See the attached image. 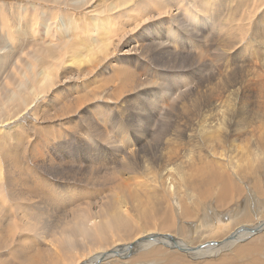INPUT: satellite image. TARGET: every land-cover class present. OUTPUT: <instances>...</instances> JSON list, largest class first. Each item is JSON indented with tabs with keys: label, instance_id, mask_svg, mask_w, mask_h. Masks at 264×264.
Segmentation results:
<instances>
[{
	"label": "rangeland",
	"instance_id": "1",
	"mask_svg": "<svg viewBox=\"0 0 264 264\" xmlns=\"http://www.w3.org/2000/svg\"><path fill=\"white\" fill-rule=\"evenodd\" d=\"M24 1L0 0V48L2 46L5 48L4 53L0 56V122L5 121L3 125L0 123V133L2 134L0 140L6 141V146L0 142V169L3 172V175H11L12 177V183L6 181L3 184V192L6 190L4 194L7 195L8 200H10L9 202L7 201L6 205L8 206H0V221L7 223L6 229L4 230L5 233H7V231H13L12 236H8L4 233L5 235L2 238L6 245L2 249V255L7 254L6 257L10 261L9 264H16L14 263V260L17 261V255H15L17 253L15 249L18 251L27 250V247L24 244H21L22 248L19 246V243H21V240L23 239H25L28 244L32 245V251H40L42 254L41 257L46 256V259H49V256L53 255L59 258L61 264H73L81 255H87L88 253H91L92 255L95 252H101L112 248L114 240L120 239L125 241V243L130 242L128 241V238L129 236L131 238L132 229L135 227H139L141 231L156 229L162 234H168L167 228L162 224L163 219L168 215L174 217L177 220V224L182 220L179 229L176 230L181 233L179 239L188 241L190 246H198L201 243L204 245L205 243L207 244L214 240L219 242L223 241L228 235L237 233V230L241 229L240 226L245 225L248 229L251 228L250 225H252V223L256 224L264 221V151H260L262 156L257 158L258 162L262 161V163L257 165L258 167H262L261 171L260 169L259 171H256L257 174L255 173L254 180H249V177L244 180L245 184H243V186L245 185L244 188L246 187L245 191H251L252 195L247 196L243 194L240 198L247 207V209L244 208L243 210L240 207L244 206V204L241 205L237 203V200L233 196L226 201L221 197L220 192L217 193L215 191L213 192V198L208 200L206 204L197 201L196 205V201H193L195 200L194 196H196V194L190 193L189 190L181 187L177 188L176 182L174 181L170 180L165 183L162 179L158 180V177L156 178V181L155 178H152V175H154L152 173H155V175L158 176L162 155L165 154L168 156L167 154H171V152L174 151L192 150L194 149V146L198 145L197 139H190V135L198 134V122L201 121V124L210 129H212L210 125H213L212 131L207 130V133H213V131H216L219 126L211 124L212 121L216 123L215 120L218 119V114H215L219 111L217 112L216 107H220L219 105L223 103L225 97H228V95L231 94L232 96L230 97H232V99L235 96V92L232 91L234 89L231 88L232 85L229 84L230 82H220L223 86L220 84L219 86L221 87L218 88L214 85L218 83L219 80L223 81L227 77L233 76L232 73H236L233 71L234 68L236 70L238 67L237 65L242 64L240 61L241 59L234 56L235 54H232L233 51H230V49L228 50V48L225 47L227 46L226 43L222 42V40H219V42L225 45H223L224 48L220 46L222 44L219 45L218 38L216 37H218L217 34L221 31L217 30L221 25L217 24L215 20H212L214 19L213 17L210 18V21L208 22V19L205 18L208 13L204 14L205 10H202L200 6L197 7L196 4H194L195 1L199 0H190L191 2L193 1L190 5L191 8H194L195 6V8L192 9L193 11H200L202 15L200 12L195 13L193 11L191 12V15L194 16L193 13L199 14L203 21L198 18L197 20L187 19L185 17L181 18L183 16L181 15L178 17L179 19L177 18L172 24L164 19L161 24L159 21L150 24L149 21L151 18H149L144 25L139 28L140 30L138 29L136 35H134L135 33L132 35L128 34L124 38H120L119 36L114 40L111 38L114 37V34L112 32L108 33V31H112V27L119 29L118 31H120L122 27L118 24L119 21L125 20L126 23L128 22L127 25L124 24V27L128 28H125V33L134 28V26L131 25L133 15H136L138 18L140 13L141 15L144 12L147 13V10L151 5L153 7L152 12L155 14L156 8L158 7L159 9V6L166 5V1L123 0V2L127 1L126 5H131L127 8L126 5H122L120 0ZM178 2L179 0H170L172 8H174ZM187 2H189V0H183L182 6ZM115 3H118L117 5L119 8ZM212 3H215V1L212 0ZM113 6H115L114 8L116 9H112ZM207 6L209 7V5ZM50 7L52 8L50 9ZM196 7L201 10L196 9ZM119 10L122 11L116 12ZM136 10H139V12ZM157 11L158 10H156V12ZM183 12L189 13L190 11L185 9ZM45 13L48 14V20L46 19V21H44L43 18V21L46 23H42L44 25L40 29V25L38 24V22L40 23L39 18L43 17ZM98 14L99 16L101 15L100 17H107V22H110L111 24H103L99 27L98 31H96L97 26L94 25L96 24L94 18H96ZM56 15L58 16L55 17ZM111 15H113L114 18ZM104 18H101V21H103ZM92 19L94 21H92ZM204 19L206 20L207 25L202 23L205 22ZM24 20H26V22ZM198 20L200 21L199 23ZM47 21H49V24H47ZM54 22V28L50 27ZM193 22H196V24H193ZM28 23L30 26H28ZM33 23H35L36 26ZM128 24H130L131 27ZM211 24L212 26H210ZM118 26L119 28H117ZM143 26H146V30ZM215 26L217 28H215ZM75 29L80 31L79 35L76 33L77 36L76 34L75 36L73 34ZM213 29H215L216 32ZM9 30L12 32L10 33ZM99 34L101 35V40L97 39L99 38ZM252 34V32L249 34L246 40L247 42L250 41L251 43L253 41L254 43L257 41L256 43H259L263 41L264 33L263 35L262 33L259 35ZM32 35L34 38L36 37V43L32 42ZM38 35L41 39L37 38L39 37ZM143 35L147 36L144 37ZM129 36L137 38L139 42L137 40L132 41V43L128 45ZM223 37L225 38V36ZM5 38L9 39L8 45L11 43V46L8 47L6 45L8 39L6 40ZM88 39H90V41H88ZM120 39L122 40L119 41ZM225 39L228 42V38ZM260 39H262V41H260ZM109 41H112V44H110L107 51L101 52V60L99 59V61L93 62L91 58L94 56V52H97L101 47L107 45V42ZM86 44L87 46L83 48L82 45ZM103 44L104 46H102ZM79 46L82 49L78 48ZM46 48H49L48 50L52 51H49L48 53ZM29 50L31 53L33 52L35 54V56H33L34 54L32 53L33 55L31 54V56L36 60L40 58L41 62L40 59L33 61L34 59L33 57L31 59V56L28 60L26 55L30 52ZM57 50L60 55H63L62 58ZM59 50H61V52L63 51V54ZM64 50H66V52ZM12 52H14V54ZM24 52L28 53L25 54ZM50 54L52 55L50 56ZM110 54L113 55V57L115 56V59ZM41 55H44L47 60ZM130 55H132V57ZM15 56L18 59L16 64H14L13 59ZM120 56L124 60L120 58ZM75 57L83 60L82 66H79L80 63L78 59L75 60ZM46 61L47 63H44ZM52 61L54 64L56 62L58 68H56V65H54ZM22 62H24V64ZM25 62L27 63L25 64ZM42 63L45 64V68ZM22 64L25 67H22ZM145 65L146 69L144 68ZM257 65L260 67L261 62ZM8 66H11L9 69L13 70L12 72L9 71L11 73L5 76V73H7L5 70ZM40 69H42V71H50V73L42 72ZM130 70H132V73ZM51 71L54 74L51 73ZM23 72L25 76L21 74ZM121 72H126V75L124 74L126 77L125 79L122 75L123 73L120 74ZM41 73H44L43 76L46 73L50 77L45 75L44 78L46 77V81L44 82L42 79L43 82H41V80H38V78L41 79L43 77ZM58 73L59 79L62 78L61 80L58 79ZM116 74L119 75L117 76ZM225 74H228L229 76L226 77ZM31 76L32 78H30ZM2 77H4L5 80H2ZM47 77H49V79ZM22 78L24 79L22 80ZM52 78H54V80ZM56 80L60 87L63 86L60 88L61 92L59 93L58 98L54 97L52 92H48V89L54 85ZM16 81H18L19 84L20 82H24L25 84L20 92L23 95L22 97L26 100L24 104H26L27 101L30 102L33 97L34 91H29L31 86L38 84L39 82L37 85L38 88L36 87L37 89L35 90H38L39 95L41 94L40 98L36 101L30 102V105H28V112L23 109L22 105L21 107L18 105L20 103L18 101L20 100L13 102L8 94L10 89L13 88L16 90ZM32 81L34 84H32ZM140 83H143L144 86ZM75 86L78 89L75 88ZM224 86L225 88L229 87L225 89ZM45 87H48V89H45ZM137 87L138 89H136ZM149 88H152V90H149ZM219 89H223V93ZM43 91H46V93H43ZM232 92H234V95ZM227 93L230 94L226 95ZM63 94L65 96H63ZM216 94L220 99H217L218 97ZM59 96L62 98L61 100ZM66 96L67 98H65ZM86 96H88V98ZM223 96L224 99L222 98ZM80 100L82 102L77 104V101ZM208 102H210V104ZM217 102L219 104H217ZM74 103L75 105H73ZM181 105L182 107L180 108ZM252 105H254L251 111L253 113L256 105ZM240 107L241 104L238 105L239 113L236 108H234L231 113L233 114L232 124L228 123V128L231 132H234L236 130L235 128H237L236 124L240 119L239 115L241 110L242 113L245 110ZM195 108L198 109L196 110ZM21 109L26 114L21 113ZM248 109L250 110V108ZM209 111H212L213 114ZM251 112L249 113L252 114ZM9 119H11V121ZM12 119H14L15 122L12 121ZM208 119L210 121H208L209 124L202 122V120L207 121ZM236 119L238 120L236 121ZM8 120L12 124L9 123ZM234 121L236 122L234 123ZM91 124L94 126L92 127ZM232 125L236 127H233ZM36 128L38 132L46 130L50 133H46L42 137L47 145L46 149L43 150L44 153H40V156L38 157L31 153L32 147L28 145L29 140L35 143L34 141L40 136V133L36 132ZM226 136L227 135L225 134L227 148L224 147V152L221 151L223 154L219 153L218 155H220L223 158L222 161L230 167L227 168V171L229 172L234 170L233 167L237 166L231 165V162L237 160V158L234 157H238V152L242 150L243 147L240 145L237 151H231L232 148L234 149V146L231 144L234 141H232L233 138L230 137V145L233 146L230 148L229 141L226 142ZM262 138H264V136ZM168 139H172L171 142H167L166 140ZM19 141L22 143V146L16 147ZM214 141H212L209 146L211 145V148L214 149H221V147H217L218 145L216 143L214 144ZM212 143L215 146H213ZM5 149L9 150V153L16 151L13 162L15 164L14 168H11V165L6 164L5 157H3V151ZM248 153L254 156L255 148L249 150ZM231 155L233 158H231ZM26 159H29V162H27ZM257 159H254L253 161ZM238 160L242 161L239 157ZM125 161L128 164L125 163ZM2 162H4V164ZM196 163H198V161H196ZM126 164L128 165V169L126 168ZM221 166L220 168L222 169ZM156 171L158 173H156ZM141 174L144 176L140 177ZM133 175L139 178L131 179V176ZM4 178L7 179L6 177ZM114 178L117 180L116 182H113ZM150 178L154 182H150ZM256 183L259 186H257ZM126 184L127 187L129 186L130 188L134 186L135 188L137 187L136 193L139 196L136 202L130 203L127 206V211H119L118 213V216L122 217V219H127L129 221L130 228L124 232L116 230L109 232L108 235H104L100 229L102 227L100 221L105 216V211H101V206L103 204L99 205L98 203H111L112 195L117 191H120ZM145 184L154 188L156 194L152 197H148ZM162 185H165V190L160 189ZM254 185L260 189L263 188L260 197L255 196ZM81 188L87 193L86 199H81V196H77V193H80L79 189ZM11 192L13 197H9ZM71 192L80 198V200H78L79 202L74 206L72 202L74 201L75 203L76 200H73V198L70 197L69 194ZM56 193L59 198L56 196ZM165 195H171L173 197V202L171 204L173 211H165ZM252 197H254V200ZM49 200L50 203H53L54 205L51 204L50 206V203L48 204ZM120 200H122L123 203H127L128 199L122 198ZM184 201H188V203L191 202L192 205L196 206L195 210L200 211V214H202L200 215V218L185 217V213L188 211H184L182 208V203ZM77 205L82 207L84 211H74L79 208ZM246 210L247 212H250L251 210L253 215L252 218L249 220L240 219V211ZM165 212H167V215H165ZM84 213H88V215L85 216ZM189 213L194 216L197 214L196 211H189ZM26 215L27 218H25ZM148 215H151L152 218L149 219ZM77 216H81L82 218L80 224H84L86 227L89 226V229L94 228L91 232V236L89 238L81 237L79 240H75V244L70 247L58 245V241L72 240L69 238V236L71 237L70 232H66V226H69V224H72L73 226L74 222L78 223V221H75L76 219H79V217L75 218ZM29 222L31 224H28ZM71 229L73 230L75 228L72 227ZM195 234H198L199 238H197L198 235L194 237ZM201 234L204 235L203 241L200 238L202 237ZM247 237L243 239L245 240ZM222 238L223 240H221ZM244 240L239 242L236 247L228 248L214 256H208L196 260L190 258L181 250H171L164 245H158L157 247L140 249L132 254L123 255L122 257L113 256L109 260L100 261V264H264V231H259V233L252 238ZM78 245L84 248H78ZM61 248H64L65 251L63 252V255L60 254V256H58L57 252L60 253ZM234 255H238V257H235ZM18 258L19 260L17 261V264H32V262H29L27 258L25 259L23 255H19ZM29 258L31 259L30 256Z\"/></svg>",
	"mask_w": 264,
	"mask_h": 264
},
{
	"label": "bare ground",
	"instance_id": "2",
	"mask_svg": "<svg viewBox=\"0 0 264 264\" xmlns=\"http://www.w3.org/2000/svg\"><path fill=\"white\" fill-rule=\"evenodd\" d=\"M24 1V0H23ZM82 1V0H81ZM79 1V2H81ZM97 1V0H96ZM112 1V0H111ZM118 1V0H116ZM115 1V2H116ZM158 1V0H157ZM156 1V3H157ZM163 1H166V5H162V6H159V9L158 7L156 8V10H158L156 12L155 8V14L152 12V5L150 6V8H148L147 10V13H143L141 15L140 13V16L137 18L136 15H133V19H132V23L131 25L134 26L133 29L129 30V31H126L124 33V30L125 28L127 27H124V24L127 25L126 21H119V25H121L120 27H122L120 29V31H118L119 29H116L114 27H112V31H108L109 32H112L114 34V37H111L113 40L115 38H118L120 36V38H124L126 35H132L133 33H135L134 35H136V32L138 31V29L144 25V23L149 19L151 18V20L149 21L150 24H153L155 22H158L161 24L164 20H167L170 24H172V22H174L175 20H177L178 17H180L181 15H183L181 18L185 17V18H189V19H193V20H197L200 19L203 21V19H201L202 17H200L199 14H195L197 12L193 11L192 9L195 8H191V5L192 2L189 0V2H187L186 4H184L182 6V2L183 0H179L178 4L175 5L174 8H172V2L170 3V0H163ZM173 1V0H172ZM200 1V0H199ZM199 1H195L197 3L194 2V4H196V6H200L202 8V10H205L204 14L208 13V15L206 14L205 18L208 19V22L210 21V18H214L212 20H215L217 24L221 25L219 27V29H217L218 31H220V33H218V43L219 45L222 44L221 42H219V40L222 42H225L227 46H225L224 44L220 45L223 47V45L225 47L228 48V50L230 49V51H233L232 54L234 53L237 58L241 59L240 61L242 62V64L244 65H237V69L235 70L234 68V72L236 73H232L233 76H229L228 74H225L226 77H227L225 80L221 81L219 80L218 83H216L214 86L217 88L218 87H221L219 86L221 83L220 82H230L229 84L232 85L231 88H233L235 92V96L234 98L232 99V96L230 93H227L226 95H228V97H225V100L223 101V103H221L219 106L220 107H216L217 108V112L215 115L218 114V119L215 120L216 123H214L213 121L211 122V124H214L215 126H219L217 128L216 131H213V133H207L209 130L212 131L213 129V125H210V127H212V129H210L209 127L207 126H204L203 124H201L200 122H198V129H197V133L196 135H190V139L191 140H194V139H197L198 141V145L194 146V149L192 150H183V151H174V152H171V154H167L168 156H166L165 154L162 155L161 159H160V171H156V173H158V176L155 175V173H152L154 175H152V178H155V181L158 179V180H164L165 183H167L168 181H174L176 182V187L177 188H184L186 190H189L190 193H193V194H196L195 197V200L193 201H196V205H197V201H199L200 203H205L212 199L213 196H214V191L215 192H220L221 194V197H223L226 201H228V199L233 196L236 200H237V203L239 204H244V206L240 207L242 208V210L244 208L247 209V207L245 206V203L243 201L240 200V198L242 197L243 194L245 195H252V192L251 191H248L246 192L245 191V188L243 186V184H245V179L247 177H249V180L252 181L253 178H255V173L256 171L260 169H262V167H258L257 165H259L260 163H262V161L258 162V159L259 157L262 156V153H260V151H264V138H262L264 135H263V131H264V39L262 41V39H260V41L262 42H259V43H256L257 41H255L253 43V41L250 43L247 42V38L249 36V34L252 32L254 35H259L260 33H264V0H214L215 3H212V0H201L200 2ZM18 2V1H17ZM25 2V1H24ZM120 2H122V5H126L127 4V1H124L123 0H120ZM185 2V1H184ZM191 2V3H190ZM28 3V2H27ZM92 3V2H91ZM90 3V5H91ZM95 3V2H94ZM93 3V4H94ZM114 3V2H113ZM155 3V4H156ZM116 4V3H115ZM118 4V3H117ZM116 4V5H117ZM162 4V3H161ZM174 4V3H173ZM12 5V4H11ZM15 5V4H14ZM209 5V7L207 6ZM4 6V5H3ZM21 6V5H20ZM39 6V5H38ZM52 6V5H51ZM95 6V5H94ZM101 6V5H100ZM110 6V5H108ZM118 6V5H117ZM131 5H126V8L129 7ZM141 6V5H140ZM34 7H37V6H34ZM115 6L112 7V9H116L114 8ZM142 7V6H141ZM141 7H138V8H141ZM196 9H199L201 10L200 8H197ZM52 7H50L51 9ZM107 8V7H106ZM119 8V6H118ZM136 8V9H138ZM177 8V9H176ZM45 9V8H44ZM125 9V8H124ZM187 9L189 10L190 12L189 13H184L183 11ZM93 10V9H92ZM100 10V9H99ZM85 11V10H84ZM122 10H119V11H116V12H120ZM137 12H139V10H136ZM195 12L193 13L194 16L191 15V12ZM87 12V11H86ZM106 12V10H105ZM200 12V11H199ZM198 12V13H199ZM8 13V12H7ZM12 13V12H11ZM108 13V12H107ZM201 13V12H200ZM87 14V13H85ZM92 14V13H91ZM21 15V14H20ZM89 15V14H88ZM106 15V14H105ZM122 15V13H121ZM153 15V16H152ZM202 15V13H201ZM17 16V15H16ZM58 15H56L55 17H57ZM90 16V15H89ZM101 16V15H100ZM99 14L97 15L96 18H94V20L96 21V24H94L96 27V31H98L99 27L101 25H108V24H111L110 22L108 23L107 21V17L104 18L103 16L100 17ZM113 17V15H111ZM130 16V15H129ZM204 16V15H203ZM48 17V14L45 13V15L41 18H39V21L40 23L38 22V24L40 25V29L41 27L44 25L42 23H46L44 21H46ZM50 17V16H49ZM53 17V16H52ZM126 17V16H124ZM128 17V15H127ZM23 18V17H22ZM43 18H44V21H43ZM99 18V19H97ZM101 18H104L103 21H101ZM110 18V17H109ZM108 18V19H109ZM114 18V17H113ZM117 18H120V17H117ZM184 18V19H185ZM179 19V18H178ZM21 20V19H20ZM19 20V22H20ZM48 20V19H47ZM55 21H57L56 19H54ZM61 20V19H60ZM88 20V19H86ZM92 19V21H94ZM205 20V19H204ZM26 22V20H24ZM32 21V20H30ZM90 21V20H88ZM110 21V20H109ZM214 21V23H215ZM28 22V21H27ZM35 22V21H34ZM53 22V20H52ZM131 22V20H130ZM200 21L198 20V23ZM24 23V22H23ZM31 23V22H29ZM28 23V26H30V24ZM108 23V24H107ZM202 23H205L207 25V22L205 20V22H202ZM212 23V22H211ZM213 23V24H214ZM26 24V23H25ZM35 25V23H33ZM37 24V26H38ZM47 24H49V21H47ZM193 24H196V22H193ZM11 25V24H10ZM13 25V24H12ZM27 25V24H26ZM46 25V24H45ZM55 25V22L50 26V27H53ZM130 25V24H128ZM130 25V27H131ZM148 25V23H147ZM155 25V24H154ZM218 25V26H219ZM36 26V25H35ZM34 26V27H35ZM161 26V25H160ZM163 26V25H162ZM212 26V24L210 25ZM23 27V26H22ZM58 27V25H57ZM110 27V25H109ZM146 27V26H145ZM145 27L143 26V28L145 29ZM148 27V26H147ZM155 27V26H154ZM166 27V26H165ZM170 27V26H169ZM33 28V27H32ZM54 28V27H53ZM91 28V27H90ZM119 28V26L117 27ZM168 28V27H166ZM193 28V27H192ZM211 28V27H210ZM215 28H217L215 26ZM28 29V28H27ZM31 29V28H30ZM35 29V28H34ZM43 29V28H42ZM84 29V28H83ZM82 29V30H83ZM87 29V28H86ZM128 29V28H127ZM142 29V28H141ZM163 29V28H162ZM171 29V28H170ZM169 29V30H170ZM13 30V29H11ZM9 30V32L11 33L12 31ZM36 30V29H35ZM95 30V29H94ZM102 30V29H101ZM140 30V29H139ZM146 30V29H145ZM161 30V29H160ZM215 31V29H213ZM40 31V30H39ZM50 31V30H49ZM100 31V30H99ZM149 31V30H148ZM14 32V31H13ZM37 32V31H36ZM84 32V31H83ZM93 32V31H92ZM119 32H120V35H119ZM147 32V31H146ZM159 32V31H158ZM164 32V31H162ZM161 32V33H162ZM166 32V31H165ZM169 32V31H168ZM210 32V31H209ZM208 32V33H209ZM216 32V31H215ZM214 32V33H215ZM71 33V31H70ZM80 33V31L78 30H74L73 31V34L75 36V34ZM99 33V32H98ZM97 33V34H98ZM107 33V35H108ZM124 33V34H123ZM144 33V31H143ZM142 33V34H143ZM212 33V32H211ZM88 34V33H87ZM116 34V35H115ZM145 34V33H144ZM164 34V33H162ZM224 34V35H223ZM252 34V35H253ZM37 35V34H36ZM106 35V36H107ZM121 35H124V36H121ZM216 35V34H215ZM222 35V36H221ZM39 36V35H38ZM44 36V35H43ZM77 36V34H76ZM93 36V35H92ZM99 38H97L98 40H101L100 39V34L98 35ZM139 36V35H137ZM144 36V35H143ZM147 36V35H146ZM144 36V37H146ZM225 36V38H228V42L226 41V39L223 37ZM264 36V35H263ZM262 36V37H263ZM28 37V35H27ZM30 37V36H29ZM69 37V36H68ZM110 37V36H109ZM166 37V36H165ZM36 38V37H35ZM34 38V36L32 35V42L36 43V39ZM37 38H40L37 37ZM91 38V37H90ZM93 38V37H92ZM251 38V37H250ZM6 39V38H5ZM8 39V38H7ZM6 39V40H7ZM41 39V38H40ZM64 39V38H63ZM73 39V37H72ZM168 39V38H167ZM253 39V38H252ZM250 39V40H252ZM258 39V38H257ZM30 40V39H29ZM30 40V41H31ZM38 40V39H37ZM68 40V39H67ZM71 40V39H70ZM82 40V39H81ZM86 40V39H85ZM95 40V39H94ZM122 39H120L119 41H121ZM138 41L139 40L137 38H133V37H130L129 36V39H128V45H130L132 43V41ZM143 40V39H142ZM256 40V39H255ZM4 41V40H3ZM40 41V40H39ZM38 41V42H39ZM84 41V40H82ZM88 41H90V39H88ZM8 42H9V39L8 41H6V45L9 47L11 46V43L10 45H8ZM20 42V41H19ZM54 42V41H53ZM61 42V41H60ZM81 42V41H80ZM92 42V41H91ZM112 41H109L107 42L108 44L104 46V44L102 46L104 47H101L97 52H94V56L91 58V60L94 62V61H99V59L101 58V52L103 51H107L108 48L110 47V44ZM173 42V41H172ZM56 43V42H55ZM84 43V42H83ZM89 43V42H88ZM87 43V44H88ZM157 43V41H156ZM23 44V42H22ZM59 44V43H58ZM57 44V45H58ZM66 44V43H65ZM85 44V43H84ZM86 45H82L83 48H85ZM90 44V43H89ZM39 45V44H38ZM92 45V43H91ZM218 45V46H219ZM32 46V45H31ZM41 46V45H40ZM117 46V45H116ZM126 46V45H125ZM153 46V45H152ZM13 47V46H12ZM47 47V46H46ZM52 47V46H50ZM93 47V46H92ZM221 47V48H222ZM59 48V47H58ZM63 48V47H62ZM70 48V47H69ZM78 48H81L80 46ZM87 48V47H86ZM90 48V47H89ZM98 48V47H96ZM144 48V46H143ZM224 48V47H223ZM225 48V49H227ZM4 47L2 46L0 48V56L2 55V53H4ZM30 49V48H29ZM49 48H46V51L48 50ZM61 49V48H59ZM64 49V48H63ZM71 49V48H70ZM82 49V48H81ZM81 49H78V50H81ZM93 49V48H91ZM102 49V50H101ZM114 49V48H112ZM119 49V48H118ZM25 50V49H24ZM97 50V49H96ZM110 50V49H109ZM250 50V51H248ZM22 51V50H21ZM30 51V50H29ZM33 51V50H32ZM36 51V50H35ZM34 51V52H35ZM43 51V50H42ZM50 50H48L47 52L49 53ZM52 51V50H51ZM50 51V52H51ZM54 51V50H53ZM61 52V50H59ZM66 52V50H64ZM69 51V50H68ZM75 51V49H74ZM91 51V50H90ZM7 52V51H6ZM18 52V51H17ZM38 52V51H37ZM58 52V50H57ZM63 52V51H62ZM61 52V53H62ZM83 52V50H82ZM111 52V51H110ZM108 52V53H110ZM14 54V52H12ZM25 53V52H24ZM28 53V52H26ZM25 53V54H26ZM33 53V52H32ZM31 51L26 55L27 59L29 60L30 59V56H31ZM36 53V52H35ZM40 53V52H39ZM43 53V52H42ZM53 53V52H52ZM59 53V52H58ZM57 53V54H58ZM72 53V51H71ZM89 53V52H88ZM134 53V52H133ZM161 53V52H160ZM174 53V52H173ZM223 53V52H222ZM230 53V52H229ZM10 54V53H8ZM7 54V55H8ZM12 54V55H13ZM34 54V53H33ZM32 54V55H33ZM63 54V53H62ZM67 54V53H66ZM113 54V53H112ZM124 54V53H123ZM122 54V55H123ZM159 54V52H158ZM21 55V54H20ZM48 55V54H47ZM52 54H50L51 56ZM60 55V53H59ZM69 55V54H68ZM89 55V54H87ZM86 55V56H87ZM111 55V54H110ZM118 55V54H117ZM125 55V54H124ZM162 55V54H161ZM164 55V54H163ZM227 55V54H226ZM230 55V54H229ZM35 56V54L33 55ZM31 56V59L32 57ZM44 57V55H41ZM61 58L63 55H60ZM66 56V55H65ZM85 56V55H84ZM113 57V55H111ZM128 56V55H127ZM132 57V55H130ZM135 56V55H134ZM193 56V55H192ZM10 57V56H9ZM21 57V56H20ZM40 57V56H39ZM49 57V56H47ZM54 57V56H53ZM115 57V56H114ZM113 57V58H114ZM119 57V56H118ZM125 57V56H124ZM130 57V58H131ZM19 58V57H18ZM22 58V57H21ZM38 58V57H37ZM42 58V57H41ZM46 58V57H44ZM65 58V57H64ZM106 58V57H105ZM112 58V59H113ZM120 58H122L120 56ZM14 59V64H16V62L18 61V59L15 57H13ZM26 59V60H27ZM34 59V57H33ZM40 58H38L37 60H39ZM52 59V58H51ZM78 59L79 63V66H82L83 65V60L80 59V58H77L75 57V60ZM115 59V58H114ZM113 59V60H114ZM123 59V58H122ZM140 59V58H139ZM143 59V58H142ZM149 59V58H148ZM153 59V58H152ZM200 59V58H199ZM234 59V57H233ZM4 60V59H3ZM22 60V59H21ZM36 59H34L33 61H37ZM47 60V58H46ZM57 60V59H55ZM74 60V61H75ZM101 60V59H100ZM119 60V59H117ZM121 60V59H120ZM124 60V59H123ZM122 60V61H123ZM129 60V59H127ZM165 60V59H164ZM5 61V60H4ZM24 61V60H23ZM32 61V60H31ZM44 61V60H43ZM49 61H50V58H49ZM87 61V60H86ZM90 61V60H89ZM88 61V62H89ZM136 61V60H135ZM146 61V60H145ZM149 61V60H148ZM198 61V60H197ZM239 61V62H240ZM39 62V61H38ZM40 62H41V59H40ZM76 62V61H75ZM73 62V63H75ZM116 62V61H115ZM120 62V61H119ZM137 62V61H136ZM195 62V61H194ZM233 62V61H232ZM261 62V65L260 67H258V63ZM24 64V62H22ZM27 62H25L26 64ZM44 63H47L44 62ZM53 63V61H52ZM51 63V64H52ZM91 63V62H90ZM89 63V64H90ZM142 63V62H141ZM200 63V62H199ZM4 64V62H3ZM6 64V63H5ZM22 64V65H23ZM37 64V63H36ZM50 64V63H49ZM54 64V63H53ZM52 64V65H53ZM118 64V63H117ZM204 64V63H203ZM21 65V63H20ZM42 65H44V68H45V64L42 63ZM51 65V66H52ZM56 65V62L55 64ZM75 65V64H74ZM97 65V64H96ZM116 65V64H114ZM143 65V64H142ZM151 65V64H150ZM28 66V64H27ZM40 66V64H39ZM47 66V65H46ZM50 66V65H48ZM63 66V64H62ZM61 66V67H62ZM88 66V65H87ZM108 66V65H107ZM135 66V65H134ZM205 66V65H204ZM232 66V65H231ZM9 67L11 68V66H8V68L5 70L7 71V73H5V76L9 75L12 70L9 69ZM16 67V66H15ZM22 67H25L24 65ZM42 67V66H41ZM54 67V66H53ZM52 67V68H53ZM60 67V69H61ZM94 67V66H93ZM122 67V66H121ZM146 67V65L144 66V68ZM210 67V66H209ZM48 68V67H47ZM46 68V69H47ZM55 68V67H54ZM53 68V69H54ZM56 68H58V66L56 65ZM87 68V67H86ZM104 68V67H103ZM111 68V67H110ZM123 68V67H122ZM120 68V69H122ZM125 68V67H124ZM137 68V66H136ZM155 68V67H154ZM231 68V67H230ZM15 69V68H14ZM34 69V68H33ZM39 69V68H38ZM113 69V68H112ZM130 69V67H129ZM146 69V68H145ZM217 69V68H216ZM28 70V69H27ZM26 70V71H27ZM35 70V69H34ZM42 71V69H40ZM45 70V69H44ZM50 70V69H49ZM84 70V69H83ZM111 70V69H110ZM127 70V68H126ZM125 70V71H126ZM149 70V68H148ZM228 70V69H227ZM11 71V72H9ZM17 71V70H15ZM14 71V72H15ZM21 71V70H19ZM29 71V70H28ZM131 73H132V70H130ZM136 71V70H135ZM134 71V72H135ZM143 71V70H141ZM13 72V74H14ZM31 72V71H30ZM29 72V73H30ZM38 72V71H37ZM42 72H48L50 73V71H42ZM71 72V71H70ZM140 72V71H139ZM147 72V71H146ZM32 73V72H31ZM51 73H53L51 71ZM79 73V72H78ZM112 73V72H111ZM114 73V72H113ZM123 72H121L120 74H122ZM126 73V72H125ZM123 73L122 75L124 76ZM128 73V71H127ZM219 73V72H218ZM24 75V72L21 73ZM44 74V73H43ZM43 74L41 73V75L43 76ZM54 74V73H53ZM52 74V75H53ZM129 74V73H128ZM127 74V75H128ZM30 75V74H28ZM39 75H40V71H39ZM45 75H47L45 73ZM44 75V76H45ZM51 75V74H50ZM115 75V74H114ZM117 76L119 74H116ZM126 75V74H125ZM3 76V75H2ZM25 76V75H24ZM44 76L38 80L41 82L42 79L44 80V82L46 81ZM49 76V75H47ZM81 76V75H80ZM113 76V75H112ZM135 76V75H134ZM133 76V77H134ZM138 76V75H137ZM221 76V75H220ZM21 77V76H20ZM40 77V76H39ZM50 77V76H49ZM49 77H47L49 79ZM52 77V76H51ZM54 77V76H53ZM130 77V76H129ZM136 77V76H135ZM32 78V76L30 77ZM87 78V77H86ZM90 78V77H89ZM126 77L124 76V79ZM128 78V76H127ZM139 78V77H138ZM219 78V77H218ZM225 78V77H224ZM2 80H5L4 77L1 78ZM24 78H22L23 80ZM54 80V78H52ZM57 79V78H55ZM58 79H59V73H58ZM62 79V78H61ZM59 79V80H61ZM81 79V78H80ZM79 79V80H80ZM85 79V78H84ZM216 79V78H215ZM223 79V78H222ZM35 80V79H34ZM51 80V79H50ZM141 80V79H140ZM25 81V80H24ZM82 81V80H81ZM86 81V80H85ZM139 82V81H138ZM156 82V81H155ZM28 83V82H27ZM50 83V82H49ZM54 83V82H53ZM52 83V84H53ZM92 83V82H91ZM97 83V82H96ZM153 83V82H152ZM151 83V84H152ZM215 83V82H214ZM18 81H16V90L12 88L10 89V91L8 92L9 96L11 97L12 101H16V100H20L18 102H20L18 105H22L23 109L26 110L28 112V105H30V102L31 101H36L40 98V95H39V92L38 90H35L38 88V84H34L33 81H32V85L31 88L29 89V91L31 90L34 91L33 93V97L31 98V101L30 102H26V104H24V102L26 101L24 99V97H22V93L21 92V89L24 87V82H20V84L18 85ZM68 84V83H67ZM77 84V83H76ZM139 84V83H137ZM144 86L143 83H140ZM149 84V83H148ZM157 84V83H156ZM209 84V83H208ZM95 85V84H94ZM212 85V84H210ZM222 85V84H221ZM28 86V85H27ZM30 86V85H29ZM47 86V85H45ZM99 86V85H98ZM138 86V85H137ZM142 86V87H143ZM150 86V84H149ZM191 86V85H190ZM205 86V85H204ZM223 86V85H222ZM37 87V88H36ZM63 87V86H62ZM60 85L58 84L57 80L56 82L54 83V85H52L49 89L48 87H45V89H48V92H52L53 93V96L58 98V95L59 93L61 92L60 88ZM151 87V86H150ZM201 87V86H200ZM213 87V86H212ZM214 87V88H215ZM229 87V86H228ZM226 87V88H228ZM75 88H77L75 86ZM141 88V87H140ZM210 88V87H209ZM225 88V86H224ZM225 88V89H226ZM26 89V88H25ZM78 89V88H77ZM76 89V91H77ZM138 89V87L136 88ZM203 89V88H202ZM149 90H152V88H149ZM213 90V89H212ZM221 90V89H219ZM223 90V89H222ZM221 90V92H222ZM229 90V89H227ZM5 91V90H4ZM3 91V92H4ZM142 91V90H140ZM167 91V90H166ZM215 91V90H214ZM224 91V90H223ZM2 92V91H1ZM6 92V91H5ZM25 92V90H24ZM23 92V93H24ZM38 92V93H37ZM88 92V91H87ZM213 92V91H212ZM216 92V91H215ZM229 92V91H228ZM232 92V94L234 93ZM43 93H46V91H43ZM223 93V92H222ZM226 93V92H225ZM7 94V93H6ZM7 94V95H8ZM31 94V93H30ZM185 94V93H183ZM217 94H218V91H217ZM216 94V95H217ZM26 95V94H25ZM77 95V94H76ZM85 95V94H84ZM209 95V94H208ZM213 95V94H212ZM234 95V94H233ZM63 96H65L63 94ZM137 96V95H136ZM220 96V95H219ZM222 96V95H221ZM225 96V95H224ZM224 96L222 97L224 99ZM31 97V96H30ZM60 97V96H59ZM88 98V96H86ZM182 97V96H181ZM218 97V95H217ZM67 98V96L65 97ZM91 98V97H90ZM198 98V97H197ZM196 98V99H197ZM201 98V97H200ZM214 98V97H213ZM62 98L60 97V100ZM179 99V98H178ZM194 99V100H196ZM217 99H220L219 97ZM216 99V101H217ZM222 99V100H223ZM66 100V99H65ZM78 100V99H77ZM83 100V99H82ZM193 100V101H194ZM221 100V101H222ZM75 101V100H74ZM82 101H77V104L81 103ZM195 102V101H194ZM57 103V102H56ZM210 104V102H208ZM241 104V107L244 112L242 113V110H241V113L239 115L240 119L238 121V123L236 124L237 125V128H235L236 130L234 132H231L228 128V123H231L232 124V118H233V114H231L233 112V109L236 108V110L238 109V105ZM62 104V103H60ZM187 104V103H186ZM216 104V103H215ZM217 104H219L217 102ZM252 104H255L256 106L254 107V110H253V113L251 112L252 111V108L254 105ZM58 105V104H57ZM75 105V103L73 104ZM72 105V106H73ZM81 105H84V104H81ZM79 105V106H81ZM134 105V104H133ZM205 105V104H204ZM91 106V105H90ZM186 106V105H185ZM192 106V105H191ZM217 106V105H216ZM18 107V106H17ZM182 107V105L180 106V108ZM136 108V107H135ZM179 108V109H180ZM189 108V107H188ZM215 108V106H214ZM250 108V110L248 109ZM19 109V108H18ZM88 109V108H87ZM86 109V110H87ZM196 109V108H195ZM198 109V108H197ZM196 109V110H197ZM208 109V108H207ZM249 111H248V110ZM31 110V108H30ZM185 110V109H184ZM191 110V109H190ZM22 111V109L20 110ZM56 111V110H55ZM89 111V110H88ZM124 111V110H123ZM238 113H239V109L237 110ZM34 112V111H33ZM192 112V111H191ZM210 112V111H209ZM212 112V111H211ZM210 112V113H211ZM216 112V111H215ZM249 112H251L252 114H250ZM21 113H25V112H21ZM183 113V112H182ZM20 114V112H19ZM26 114V113H25ZM100 114V113H99ZM213 114V112H212ZM12 115V114H11ZM14 115V114H13ZM23 116V115H22ZM21 116V117H22ZM213 116V115H212ZM2 117V116H1ZM6 117V116H5ZM19 117V116H18ZM89 117V116H88ZM13 118V116H12ZM211 118V117H210ZM209 118V119H210ZM117 119V118H116ZM203 119V118H202ZM209 119L206 121V120H202V122H206L209 124ZM11 121V119H9ZM8 120V121H9ZM18 120V119H17ZM16 120V121H17ZM52 120V119H51ZM212 120V119H210ZM214 120V118H213ZM238 119H236L237 121ZM4 121V120H3ZM6 121V122H8ZM9 121V123H11ZM12 121L15 122L14 119H12ZM90 121V120H89ZM209 121V122H208ZM234 121V123L236 122ZM5 122V121H4ZM4 122H0L2 125ZM21 123V122H20ZM200 123V124H199ZM8 124V123H7ZM12 124V123H11ZM10 124V125H11ZM1 125V126H2ZM16 125V124H15ZM57 125V124H56ZM207 125V124H206ZM53 126V125H52ZM92 126V124H91ZM94 126V125H93ZM92 126V127H93ZM233 126V125H232ZM51 127V126H50ZM233 127H236V126H233ZM12 128V127H11ZM35 128V127H34ZM61 128V127H60ZM95 128V127H94ZM142 129V128H141ZM145 129V128H144ZM1 130V129H0ZM5 130V129H4ZM7 130V129H6ZM37 130V128H36ZM59 130V128H58ZM208 130V131H207ZM215 130V128H214ZM207 131V132H206ZM38 132V130L36 131ZM231 132V134H230ZM11 133V132H10ZM14 133V132H13ZM17 133V132H16ZM38 133H40V136L34 141L35 143H33L31 140H29L28 142V145H30L32 147L31 149V153L35 156H40V153H44L43 150L46 149V145L47 143H45L42 139V137L46 134V133H49L48 131H39ZM142 133V132H141ZM50 134V133H49ZM97 134H100V133H97ZM148 134V133H147ZM225 134L227 135L226 137V142H228L229 140L232 139V141H234L233 143H231L233 146H234V149L232 148L233 146L230 145V141L228 142L229 145H230V148L231 151H237L238 150V147L241 145L243 147L242 150H240L238 152V157L239 159H241L242 161H239L238 160V157H234V158H237L236 161H232L231 162V165H237L239 167H233L234 170H231V171H227V168L229 167L228 164L224 163V161H222V157L220 155H218L219 153L224 152V147H226V143H225ZM14 135V134H13ZM20 135V134H19ZM62 135V134H61ZM0 136L2 137V134L0 133ZM7 136V135H6ZM18 137V136H16ZM15 137V138H16ZM231 137V138H230ZM262 138V139H261ZM215 139V141H214ZM19 140V139H18ZM172 139H168L166 140L167 142H171ZM214 141V144L216 143L218 146L217 147H221V149H214V148H211V145L209 146V144ZM1 143H3L5 146H6V141H2L0 140ZM166 144V143H165ZM213 144V143H212ZM213 144V146H215ZM1 146V145H0ZM22 146V143L19 141L17 146L16 147H21ZM48 148V147H47ZM193 148V147H192ZM227 148V147H226ZM252 148H255V154L254 156L250 155L248 153L249 150H251ZM161 150V149H160ZM163 151V150H162ZM15 153L16 151L12 152V153H9V150H4L3 151V154L5 157V161H6V164L7 165H11L12 167L11 168H14L15 167V164L13 163L14 162V156H15ZM226 153V152H225ZM131 154V153H130ZM223 154V153H221ZM227 155V154H226ZM229 155V154H228ZM223 156V155H222ZM129 157V156H128ZM226 157V156H224ZM28 158V157H27ZM125 158V157H124ZM231 158H233V156L231 155ZM37 159V158H36ZM254 159H257L255 161H253ZM125 160V159H124ZM27 162H29V159H26ZM35 161V160H34ZM127 161V160H126ZM129 162V161H127ZM134 161V159H133ZM196 161H198V163H196ZM135 162V161H134ZM4 164V162H2ZM13 163V164H12ZM128 164V163H127ZM126 164V165H127ZM133 164V163H132ZM222 166H221V165ZM222 167V169L220 168V166ZM128 167V165L126 166V168ZM130 167V165H129ZM125 168V167H124ZM137 168V167H136ZM230 168V167H229ZM123 169V167H122ZM128 169V168H127ZM133 169V168H132ZM135 169V168H134ZM147 169V168H146ZM144 169V170H146ZM148 170V169H147ZM10 171V170H9ZM147 172V171H146ZM149 172V170H148ZM165 172V173H164ZM3 172L1 171L0 169V206L1 207H4L6 204H7V201L9 202L8 200V196L4 194V191L3 192V184L6 182V181H9L10 183H12V177L11 175H3L2 174ZM145 173V172H144ZM150 173V172H149ZM147 173V174H149ZM257 174V173H256ZM151 175V174H150ZM134 176V175H133ZM131 176V179H138L139 177L137 176ZM141 176H144V175H140ZM146 176V174H145ZM4 177H6L7 179H5ZM158 177V178H157ZM165 177V178H164ZM146 178V177H145ZM157 178V179H156ZM151 179V178H150ZM254 180V179H253ZM260 180V179H259ZM117 180L114 178L113 179V182H116ZM261 181V180H260ZM150 182H154L151 181ZM170 184L172 185V183L170 182ZM253 184V183H251ZM257 184V183H256ZM262 185V184H261ZM174 186V185H173ZM255 186V196L257 197H260L262 192H263V188L260 189L258 188L257 186H259L257 184L254 185ZM175 187V186H174ZM136 189L137 187L135 188L134 187H127V184L125 186L122 187V189L120 191H117L116 193H114L112 195V200H111V203H108L106 202L107 204H104V202H101V203H98L99 205L103 204L101 206V211H105V216L103 217V219L100 221L101 223V231L104 235H108L109 232H112V231H121V232H124L126 231L129 227V221L127 219H122V217L118 216V213L119 211H127L126 208L127 206L130 204V203H134L137 201L138 199V194L136 193ZM145 189L148 193V197H152L153 195L156 194V191L154 190V188L148 186L147 184H145ZM162 190H165L166 187L165 185H162V187L160 188ZM12 190V189H11ZM9 191V190H8ZM80 193L78 194L77 192V196H81V199H86V192H84L81 189H79ZM253 191H254V188H253ZM10 192V191H9ZM48 192V191H47ZM58 192V191H57ZM235 192V194H234ZM53 193V192H52ZM59 193V192H58ZM74 193V191H73ZM72 192L69 194L70 197L73 198V200H76L75 203L74 201L72 202L73 203V206L75 204H77V202H79L78 200H80V198H78L76 195H74ZM75 193V194H76ZM51 194V193H50ZM264 194V193H263ZM54 195V193H53ZM50 196V195H49ZM48 196V197H49ZM52 196V195H51ZM55 196V195H54ZM56 196L58 197L57 193H56ZM9 197H13L12 195V192L10 193ZM59 198V197H58ZM122 198H126L128 199L127 200V203H123ZM13 199V198H12ZM252 199L254 200V197H252ZM53 200V199H52ZM192 200V199H191ZM201 200V201H200ZM257 200V198H256ZM54 201V200H53ZM125 201V199H124ZM164 201H165V211H173L172 209V202H173V197L171 195H165L164 197ZM39 202V201H38ZM60 202V201H59ZM198 202V203H199ZM50 203V200L48 201V204ZM56 203V202H55ZM70 203V204H72ZM9 204V203H8ZM12 204V203H11ZM51 204L53 203H50V206ZM61 204V203H60ZM80 204V203H79ZM82 204V202H81ZM54 205V204H53ZM58 205V203H57ZM56 205V206H57ZM199 205V204H198ZM203 205V204H202ZM8 206V205H6ZM61 206V205H60ZM71 206V205H70ZM78 206V205H77ZM89 206V204H88ZM204 206V205H203ZM206 206V205H205ZM54 207V206H53ZM79 207V206H78ZM195 205H192L191 202L188 203V201H184L182 203V208L184 211H188L185 213V217L186 218H200V211H197L195 210ZM198 207V206H197ZM263 207H264V203H263ZM58 208V207H57ZM77 208V207H76ZM86 208V207H85ZM87 209V208H86ZM206 209V208H205ZM249 209V208H248ZM56 210V208H55ZM68 210V208H67ZM70 210H73V209H70ZM204 210V208H203ZM74 211H84V209L82 207H79L77 209H75ZM99 211V210H98ZM189 211H196V216H194L193 214L189 213ZM26 213V212H24ZM20 214V213H19ZM25 215V214H24ZM85 216L88 215V213H84ZM165 215H167V212H165ZM252 212L250 210V212H247L246 211H240V215H239V218L241 219H244V220H249L252 218ZM29 217V216H28ZM79 219H76L75 221H78L77 222H74L73 223V226L72 224L69 226L67 225L66 226V232H70V235L71 237L69 236V238H71L72 240H61V241H58V245L60 246H71L73 244H75V240H79L81 237H86V238H89L91 236V232L93 231V229H89V226L86 227L84 226V224H80V221L82 222V218L81 216H77L75 218H78ZM3 218V217H2ZM1 218V219H2ZM25 218H27V215L25 216ZM39 218V217H38ZM148 218L151 219V215H148ZM36 219V218H35ZM5 220V219H4ZM182 221V220H181ZM180 221V222H181ZM180 222L177 224V220L174 218V217H171L170 215L166 216L165 219H163L162 221V224L167 228L168 230V234H162L161 232H158L156 229H153V230H140L139 227H135L134 229H132V236L130 238H128V241L130 242H126L123 241V240H114L113 241V246L112 248H109V249H106V250H103L101 252H95L94 256L91 255V253H88L87 255H81L79 258H77V260L73 263V264H100V261L102 260H109L110 258H112L113 256H119V257H122L123 255H129V254H132L140 249H147V248H152V247H157L158 245H164L166 247H168L169 249L171 250H174V249H178V250H181L183 251L184 253H186L190 258L196 260V259H201V258H204V257H208V256H214L216 255L217 253L221 252V251H224L228 248H232V247H236L238 245L239 242H241L242 240H244L243 238L247 237L245 240H248L249 238H252L254 235L258 234L259 231H264V221H262L261 223H256V224H253L250 225L251 228H246L247 226L243 225V226H240L241 229H238L237 230V233H233V234H230L227 236L226 239L223 240V238L221 240L223 241H217V240H214V241H211L209 243H205L204 245L201 243L200 245L198 246H190V243L184 239H179V236L181 235V233H179L176 229H179V226H180ZM84 223V221H83ZM95 223V222H94ZM28 224H31L30 222ZM6 225L7 223L5 222H1L0 221V226H1V229H0V264H9L10 261L7 259L6 255L7 254H4L2 255V249L4 248L5 243L3 242V236L5 234H7L8 236H12L13 235V231H7V233L4 232V230L6 229ZM25 225V224H24ZM27 225V224H26ZM65 225V224H64ZM97 225V224H96ZM247 225V224H246ZM249 226V225H248ZM75 228V229H71V228ZM96 229V227H95ZM111 229V230H109ZM250 229V230H249ZM130 231V230H129ZM173 231V232H172ZM5 233V234H4ZM200 234V233H198ZM198 234H195L194 237H196V235ZM32 235V234H31ZM202 235V234H201ZM200 235V236H201ZM36 237V236H35ZM199 238V235L198 237ZM202 239V241L204 240V235H202V237H200ZM10 239V238H9ZM35 240V239H34ZM244 240V241H245ZM33 241V240H32ZM10 242V241H9ZM66 242V243H65ZM125 243V244H124ZM21 244H24L26 247H27V250L26 251H18L17 249H15L16 253L15 255L16 258H17V261L19 260V255H23L25 257V259L27 258V260L29 262H32V264H61L59 258L57 256H53V255H50L49 257L52 258V259H46V256H42L41 252H34L31 250V246L30 244H28L25 239L21 240V243H19V246L21 247ZM24 246V248H25ZM36 246V245H35ZM22 248V247H21ZM78 248H81L83 249L84 247H80V245H78ZM6 250V249H5ZM60 253H58V256L63 255V252L65 251L64 248H61L60 249ZM4 253V252H3ZM13 253V252H12ZM48 254V253H47ZM29 256L31 257V259L29 258ZM235 257H238V255H234ZM15 258V257H14ZM17 261L14 260V263L17 264ZM94 262V263H93ZM26 263V262H25ZM12 264V263H11ZM19 264V263H18ZM29 264V263H27Z\"/></svg>",
	"mask_w": 264,
	"mask_h": 264
}]
</instances>
